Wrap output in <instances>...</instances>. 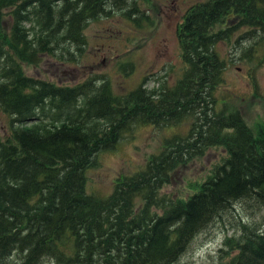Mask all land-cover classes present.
<instances>
[{
  "label": "trees",
  "instance_id": "1",
  "mask_svg": "<svg viewBox=\"0 0 264 264\" xmlns=\"http://www.w3.org/2000/svg\"><path fill=\"white\" fill-rule=\"evenodd\" d=\"M149 0H0V264H177L192 237L225 213L264 210V123L253 127L216 90L219 42L262 50L264 0H195L175 27L181 68L172 84L114 93L104 74L58 84L24 73L40 55L76 61L87 23L118 11L133 24ZM8 19V24L6 23ZM233 40L231 37L240 30ZM127 74L130 61L119 65ZM104 196L85 170L134 126H174ZM221 147L224 156L186 195L161 191L175 168ZM241 209V210H240ZM240 216H238V220ZM252 220V219H250ZM263 223L238 221L217 264H264Z\"/></svg>",
  "mask_w": 264,
  "mask_h": 264
},
{
  "label": "rangeland",
  "instance_id": "2",
  "mask_svg": "<svg viewBox=\"0 0 264 264\" xmlns=\"http://www.w3.org/2000/svg\"><path fill=\"white\" fill-rule=\"evenodd\" d=\"M193 1L149 0L146 6L140 3L139 8L145 11L148 19L138 25L118 11L111 12L87 23L84 28L86 43L76 61H58L44 54L35 64H22L23 71L30 76L67 85L93 74H104L114 93H123L134 87L143 76H147V88H156L163 81L172 84L181 68L175 27L185 7ZM245 28H240L231 39ZM250 43L245 39L235 44L224 41L216 44V50L226 59L223 82L216 95L223 98L220 102H226L227 107L238 109L246 123L253 127L264 123V60L260 49H250L249 55L245 56L243 50ZM124 61L132 64L127 74L119 68ZM6 122V115L0 111V126L4 127ZM186 128L185 121L167 127L134 126L123 133L113 148L100 151L95 164L85 170L86 192L104 196L118 175L131 174L141 168L147 156L159 149L163 137L172 133L183 134ZM223 156L221 147L207 148L202 155L175 168L169 183L162 186L161 191L186 195ZM238 205V201L233 205L236 215L229 211L197 232L177 264H217L222 240L225 235L236 231L238 221L263 223V209L254 211L247 204L239 213ZM261 226L264 228V224Z\"/></svg>",
  "mask_w": 264,
  "mask_h": 264
}]
</instances>
